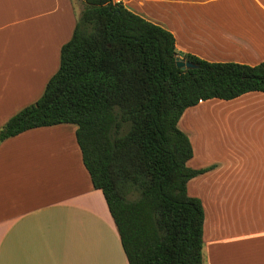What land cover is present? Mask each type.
I'll list each match as a JSON object with an SVG mask.
<instances>
[{
    "label": "crops",
    "instance_id": "crops-1",
    "mask_svg": "<svg viewBox=\"0 0 264 264\" xmlns=\"http://www.w3.org/2000/svg\"><path fill=\"white\" fill-rule=\"evenodd\" d=\"M75 1L83 5L0 0V127L35 101L57 70L60 46L82 9ZM131 1L122 0L127 7ZM156 1L173 4L163 21L177 51L209 61L264 60V0ZM234 1L238 13H223L222 4L227 10ZM185 4L204 5V19L181 10ZM211 102L235 122L226 125L232 128L225 127L218 147L209 141L193 148L190 140L187 165L206 168L187 182V191L190 183L204 187L195 193L204 208L201 264H235L236 250L241 264H250L247 257L264 264V92L200 101L192 106L200 107L195 115L214 112L203 107ZM75 129L72 123L41 126L0 141V264H128L102 192L82 163ZM237 241L244 243L234 246Z\"/></svg>",
    "mask_w": 264,
    "mask_h": 264
},
{
    "label": "trees",
    "instance_id": "trees-1",
    "mask_svg": "<svg viewBox=\"0 0 264 264\" xmlns=\"http://www.w3.org/2000/svg\"><path fill=\"white\" fill-rule=\"evenodd\" d=\"M59 66L41 95L0 127L76 125L75 139L101 190L128 264H201L204 208L192 168L184 110L208 99L264 92V60L209 61L179 52L173 33L122 0H82ZM197 66L181 69L176 57Z\"/></svg>",
    "mask_w": 264,
    "mask_h": 264
},
{
    "label": "rangeland",
    "instance_id": "rangeland-1",
    "mask_svg": "<svg viewBox=\"0 0 264 264\" xmlns=\"http://www.w3.org/2000/svg\"><path fill=\"white\" fill-rule=\"evenodd\" d=\"M126 1H128V0H126ZM131 2L133 3V4L130 3L132 6L129 5L128 7L132 8V9L139 10V11H141L142 9L148 11V13H150V16H148L149 17L148 19H150L156 23H159L163 26L165 25L163 19L168 17V15L173 10V4L168 5L166 3H158L156 0H151L149 2H145V3H143V6H141V3H138L137 0H134V1L132 0ZM227 3H228L227 10H225L224 3L222 4L223 8H224L223 13L224 12L225 13H233V14L238 13L236 1H234L232 3H229V2H227ZM74 5H75L77 11H79L82 8L80 2H78V1H75ZM181 10H183L187 13H191V14L193 13V11H198L201 14V18L203 20L204 14H205V11L207 10V8L204 5L185 4V5L181 6ZM164 27H166V26H164ZM55 64H56V58H55L54 65ZM213 100H217V99H213ZM212 102H214V101H212ZM212 102L206 104V106H203V107H206V108L211 107V109L213 108L212 110L214 112L201 114L198 116V114L195 115V113L200 110V107L198 109H194L193 107H190L188 109H190V110L193 109V110L190 112L187 111L183 115V117H181V119L179 120L178 126L182 131H184L188 135L189 139L193 143V148H196L197 145L200 146L201 142H202V145H204L209 141L214 146H217V142L224 137L223 133H225V131H226L225 127H227V130L229 128H232V127H229L226 125L230 124V126L231 125L234 126L235 120L234 121L230 120L231 119L230 117H228L227 115L226 116L223 115V113L221 114L219 112L220 108H218L220 106H217L218 104H214L215 102L214 103H212ZM217 110H218V112H217ZM190 114L192 116H190ZM226 120H227V122H226ZM233 130L236 132V123H235V127H233ZM192 137H193L194 141H192V139H191ZM202 147H204V146H202ZM192 184L191 183L188 184V193L190 195L196 196V194H195L196 191L199 192V190L203 189L204 187L197 185V184L195 185V187H193ZM241 243H244V242H238L237 241L234 246H237L238 244L241 245ZM247 247L251 248V247H253V244L249 243V244H247ZM236 252H238V253L234 252L235 255L233 257V261H235V264H241L242 258L240 257V255H241L240 251L236 250ZM253 252L260 253L259 250H255ZM245 255H247V254H245ZM205 259H206V254H205V251L203 250L202 251L203 262L205 261Z\"/></svg>",
    "mask_w": 264,
    "mask_h": 264
},
{
    "label": "water",
    "instance_id": "water-1",
    "mask_svg": "<svg viewBox=\"0 0 264 264\" xmlns=\"http://www.w3.org/2000/svg\"><path fill=\"white\" fill-rule=\"evenodd\" d=\"M176 66L178 68H181V69H185V68H193V67H196L197 65L189 60H184L183 58L177 56L176 57Z\"/></svg>",
    "mask_w": 264,
    "mask_h": 264
},
{
    "label": "bare ground",
    "instance_id": "bare-ground-1",
    "mask_svg": "<svg viewBox=\"0 0 264 264\" xmlns=\"http://www.w3.org/2000/svg\"><path fill=\"white\" fill-rule=\"evenodd\" d=\"M245 258H246V256H245ZM245 258H244V259H245ZM247 258H249L250 260L248 259V260H246V261H247V262L250 261V264H251V263H252V258H250V257H247ZM244 259H243V260H244ZM253 260H254V259H253ZM253 262H256V261H253ZM248 264H249V263H248ZM252 264H253V263H252Z\"/></svg>",
    "mask_w": 264,
    "mask_h": 264
}]
</instances>
